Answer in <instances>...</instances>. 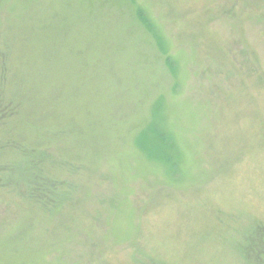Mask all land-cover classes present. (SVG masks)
<instances>
[{"label": "rangeland", "instance_id": "1", "mask_svg": "<svg viewBox=\"0 0 264 264\" xmlns=\"http://www.w3.org/2000/svg\"><path fill=\"white\" fill-rule=\"evenodd\" d=\"M0 264H264V0H0Z\"/></svg>", "mask_w": 264, "mask_h": 264}]
</instances>
